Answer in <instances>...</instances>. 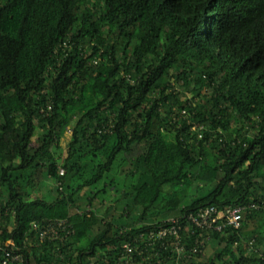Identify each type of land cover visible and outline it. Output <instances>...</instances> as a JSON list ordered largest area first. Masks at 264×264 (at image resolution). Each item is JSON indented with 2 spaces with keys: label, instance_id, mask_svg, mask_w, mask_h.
I'll return each instance as SVG.
<instances>
[{
  "label": "trees",
  "instance_id": "obj_1",
  "mask_svg": "<svg viewBox=\"0 0 264 264\" xmlns=\"http://www.w3.org/2000/svg\"><path fill=\"white\" fill-rule=\"evenodd\" d=\"M206 207L240 228L190 227ZM172 219L183 251L135 242L133 264H264V0H0V245L122 264Z\"/></svg>",
  "mask_w": 264,
  "mask_h": 264
},
{
  "label": "built area",
  "instance_id": "obj_2",
  "mask_svg": "<svg viewBox=\"0 0 264 264\" xmlns=\"http://www.w3.org/2000/svg\"><path fill=\"white\" fill-rule=\"evenodd\" d=\"M64 174L63 170H59V175L62 176ZM241 213L242 210L240 208H227L222 211H218L214 207H206L200 209L197 213L193 214L190 213L187 215L186 222L188 225L197 231H216L220 232L224 227H231L234 230L240 228L241 224ZM191 234L193 235V231L189 232V227H186L184 224H181L178 220L172 219L169 221V225L163 228H158L156 231H152L151 233L147 234L146 238L144 239L143 235L139 237V240H135L136 242H143V246L146 247V241L149 239H158L161 242V239L166 237H171L174 239L175 242V250L182 252L183 246H181V239L184 238V234ZM72 235V230L70 225L67 224L65 220L62 221H54L47 224L40 232H39V241L40 242H53L60 240L62 241L64 238ZM202 238V235H200ZM206 241L209 238H205ZM127 243L124 244L123 254L120 258L122 264H133L135 262L134 255L142 256V251L139 249L137 244ZM254 239L248 242V248L253 246ZM13 246L12 241H7L4 243V247L0 245V251L5 253V260L1 261V264H8L18 262V264H23L22 259L20 256H12L10 252H8L5 248H9ZM190 252L195 253L196 249L193 248ZM190 258L189 255L186 256ZM107 264V263H106Z\"/></svg>",
  "mask_w": 264,
  "mask_h": 264
},
{
  "label": "rangeland",
  "instance_id": "obj_3",
  "mask_svg": "<svg viewBox=\"0 0 264 264\" xmlns=\"http://www.w3.org/2000/svg\"><path fill=\"white\" fill-rule=\"evenodd\" d=\"M35 140L36 138H33L32 140V145L31 146H35ZM70 141V133H69V130H67L66 134L64 135L63 137V140L61 141L60 143V148H61V152H60V158H65V155H66V151H67V146H68V143ZM50 189V188H49ZM46 190H44V193H45ZM85 191H82L81 194H84ZM81 196V195H80ZM83 200V199H80V201ZM97 202L94 203V208L97 207ZM213 253V250H212V247L210 246V243L206 244V248L205 250L203 251V254L202 256H204V258H206L207 256H209L210 254Z\"/></svg>",
  "mask_w": 264,
  "mask_h": 264
},
{
  "label": "clouds",
  "instance_id": "obj_4",
  "mask_svg": "<svg viewBox=\"0 0 264 264\" xmlns=\"http://www.w3.org/2000/svg\"><path fill=\"white\" fill-rule=\"evenodd\" d=\"M182 115H185V113L184 112H182ZM181 118H183V117H181ZM187 123H189V122H187ZM195 127H197V125L195 124V123H193L192 124V131H194V130H196V128Z\"/></svg>",
  "mask_w": 264,
  "mask_h": 264
}]
</instances>
